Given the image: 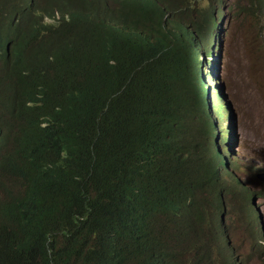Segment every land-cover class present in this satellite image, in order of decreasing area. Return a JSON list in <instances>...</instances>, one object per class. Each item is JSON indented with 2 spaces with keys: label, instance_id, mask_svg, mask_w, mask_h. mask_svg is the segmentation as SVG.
<instances>
[{
  "label": "trees",
  "instance_id": "1",
  "mask_svg": "<svg viewBox=\"0 0 264 264\" xmlns=\"http://www.w3.org/2000/svg\"><path fill=\"white\" fill-rule=\"evenodd\" d=\"M203 1L0 0V264L227 253L215 159L190 128L221 3ZM236 2L239 26L264 21V0ZM181 25L207 32L193 50Z\"/></svg>",
  "mask_w": 264,
  "mask_h": 264
},
{
  "label": "clouds",
  "instance_id": "2",
  "mask_svg": "<svg viewBox=\"0 0 264 264\" xmlns=\"http://www.w3.org/2000/svg\"><path fill=\"white\" fill-rule=\"evenodd\" d=\"M216 1V0H213ZM204 6L209 2L203 1ZM236 0H221L217 6L213 17L212 24H208V31L210 35L206 41L205 47H199L197 57V81L199 82V93L202 99L200 117H190V128L194 136L195 151H206L208 156L215 159V166L217 171V178L220 185V200L223 208L222 214L218 215L215 220V232L219 235V239L224 242L227 253H219V248L216 247L212 254L208 252L199 255L200 264H219L217 258H220L222 264H231V253L237 264H240L235 256L234 248L232 247L229 236L225 227V216L230 212L234 203L243 201V217L248 220L251 226L256 227V248L259 254L258 259L264 257V247L257 245L258 238H260V230L258 229V215L256 206L253 201L257 199H264L263 192H256L251 189V178L256 179L264 184V171L255 170V176H249V179H241V169L235 167L232 169L234 157L241 158V141L240 134L235 125V117L227 101L223 87L218 78L217 70L222 66L224 51L222 47L224 43L231 36L232 28L237 23L239 18L236 14ZM238 6H242L238 4ZM193 16L198 14L199 9L190 10ZM101 18L109 19V16L117 17L118 12L111 14L102 9L99 11ZM170 17L167 14L164 19ZM59 19V18H58ZM58 19L45 18L47 23H56ZM190 33L192 41H187L193 50V45H199V39L205 34L199 32L198 37L193 31H190L186 26L181 25V33L186 39L185 34ZM9 44L6 45L8 52ZM212 76V79H211ZM231 155L230 158H225V155ZM260 172L263 176H260ZM207 234L206 230H203ZM264 264V261H263Z\"/></svg>",
  "mask_w": 264,
  "mask_h": 264
},
{
  "label": "rangeland",
  "instance_id": "3",
  "mask_svg": "<svg viewBox=\"0 0 264 264\" xmlns=\"http://www.w3.org/2000/svg\"><path fill=\"white\" fill-rule=\"evenodd\" d=\"M252 22L248 27L235 23L231 36L224 43L222 66L217 70L219 81L235 117L240 134L241 158L234 157L233 166L239 167L241 179L264 171V21ZM212 79V76H211ZM231 155L226 154L225 158ZM260 176L263 173L260 172ZM251 189L264 193V184L251 178ZM258 215L260 238L257 245L264 247V199H254ZM243 201L233 204L224 222L230 243L240 264H263L258 259L256 227L243 217Z\"/></svg>",
  "mask_w": 264,
  "mask_h": 264
}]
</instances>
